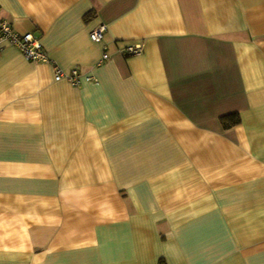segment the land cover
Listing matches in <instances>:
<instances>
[{"label":"crops","instance_id":"1","mask_svg":"<svg viewBox=\"0 0 264 264\" xmlns=\"http://www.w3.org/2000/svg\"><path fill=\"white\" fill-rule=\"evenodd\" d=\"M0 13L48 60L0 43V264H264V0Z\"/></svg>","mask_w":264,"mask_h":264},{"label":"built area","instance_id":"2","mask_svg":"<svg viewBox=\"0 0 264 264\" xmlns=\"http://www.w3.org/2000/svg\"><path fill=\"white\" fill-rule=\"evenodd\" d=\"M106 31L105 25H100L96 30L90 34V40L93 42H100L103 39ZM7 43L19 49L24 58L32 62H47V57L41 49L38 38H35L32 34L19 35L14 32L9 24L2 19L0 13V43ZM1 51V47H0ZM143 51L141 46L127 47L123 54L126 56L139 55ZM108 55L105 53L102 57V61L108 60ZM66 80L73 86L79 84V73L77 70H72L69 73H65L60 70H56L55 81ZM89 80H92V78Z\"/></svg>","mask_w":264,"mask_h":264},{"label":"trees","instance_id":"3","mask_svg":"<svg viewBox=\"0 0 264 264\" xmlns=\"http://www.w3.org/2000/svg\"><path fill=\"white\" fill-rule=\"evenodd\" d=\"M220 122L224 129H230L240 123V118L237 114L222 117ZM158 264H166L162 259L159 260Z\"/></svg>","mask_w":264,"mask_h":264}]
</instances>
